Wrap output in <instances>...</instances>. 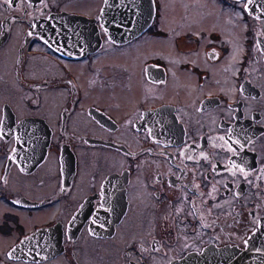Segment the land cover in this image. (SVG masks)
I'll use <instances>...</instances> for the list:
<instances>
[{
	"label": "flooded vegetation",
	"instance_id": "flooded-vegetation-1",
	"mask_svg": "<svg viewBox=\"0 0 264 264\" xmlns=\"http://www.w3.org/2000/svg\"><path fill=\"white\" fill-rule=\"evenodd\" d=\"M170 2L0 0V264L264 241V0Z\"/></svg>",
	"mask_w": 264,
	"mask_h": 264
},
{
	"label": "water",
	"instance_id": "water-1",
	"mask_svg": "<svg viewBox=\"0 0 264 264\" xmlns=\"http://www.w3.org/2000/svg\"><path fill=\"white\" fill-rule=\"evenodd\" d=\"M32 118L24 119L18 123L21 127L31 129L32 132L34 127H37ZM8 124L9 128L13 127L12 119L5 118L4 128ZM21 140L17 152L19 150H27L25 147L28 144ZM42 149H45L43 145H38L32 150L39 151L37 153L30 154H19L12 155L16 160L19 161L22 167L34 166L40 158L44 155L45 152H41ZM41 152V153H40ZM255 248L251 245H247L245 249L237 248H223V249H210L208 247L202 248L200 252L190 251V253L185 254L180 257V259H175L169 264H264V249L261 245V242L255 240ZM222 250V251H220ZM258 250V251H256Z\"/></svg>",
	"mask_w": 264,
	"mask_h": 264
},
{
	"label": "rangeland",
	"instance_id": "rangeland-1",
	"mask_svg": "<svg viewBox=\"0 0 264 264\" xmlns=\"http://www.w3.org/2000/svg\"><path fill=\"white\" fill-rule=\"evenodd\" d=\"M170 1H171V2H170V3H171L170 9H172L173 6L175 5V2H178L179 0H170ZM178 3H179V2H178ZM166 6H167V4H166ZM1 98L3 99L2 96H1ZM6 98H8V99L12 98L13 101H14V103H15L16 105H18L20 108L22 107V105H23V103H24V98L21 97L19 94L12 95V96H10V98H9V95H7ZM6 98H5V99H6Z\"/></svg>",
	"mask_w": 264,
	"mask_h": 264
},
{
	"label": "bare ground",
	"instance_id": "bare-ground-1",
	"mask_svg": "<svg viewBox=\"0 0 264 264\" xmlns=\"http://www.w3.org/2000/svg\"><path fill=\"white\" fill-rule=\"evenodd\" d=\"M255 240H258V241H260L261 242V245H262V247H263V249H264V241L262 240V238L260 237V236H253L251 239H250V241H249V243L247 244V245H251L253 248H255L256 249V247H255ZM223 248H237V249H245V247H241V248H239V247H219L218 249H223ZM210 249H215V248H210ZM220 251H222V250H220ZM256 251H258V250H256Z\"/></svg>",
	"mask_w": 264,
	"mask_h": 264
},
{
	"label": "snow or ice",
	"instance_id": "snow-or-ice-1",
	"mask_svg": "<svg viewBox=\"0 0 264 264\" xmlns=\"http://www.w3.org/2000/svg\"><path fill=\"white\" fill-rule=\"evenodd\" d=\"M9 2H11V0H9ZM250 2H251V0H250Z\"/></svg>",
	"mask_w": 264,
	"mask_h": 264
}]
</instances>
